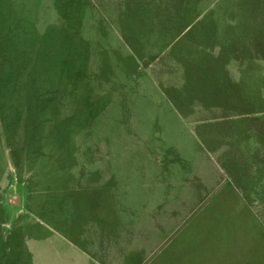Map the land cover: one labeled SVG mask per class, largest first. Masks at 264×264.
<instances>
[{
  "label": "rangeland",
  "instance_id": "rangeland-1",
  "mask_svg": "<svg viewBox=\"0 0 264 264\" xmlns=\"http://www.w3.org/2000/svg\"><path fill=\"white\" fill-rule=\"evenodd\" d=\"M93 1L125 46V137H86L108 178L81 189L77 219L8 162L0 264H264V0Z\"/></svg>",
  "mask_w": 264,
  "mask_h": 264
},
{
  "label": "trees",
  "instance_id": "trees-1",
  "mask_svg": "<svg viewBox=\"0 0 264 264\" xmlns=\"http://www.w3.org/2000/svg\"><path fill=\"white\" fill-rule=\"evenodd\" d=\"M119 50L93 0H0V189L12 180L10 162L18 181L37 184L38 202L56 191L74 203L70 219L79 218L81 189L108 178L85 154L86 137H125L126 121L111 108Z\"/></svg>",
  "mask_w": 264,
  "mask_h": 264
},
{
  "label": "crops",
  "instance_id": "crops-1",
  "mask_svg": "<svg viewBox=\"0 0 264 264\" xmlns=\"http://www.w3.org/2000/svg\"><path fill=\"white\" fill-rule=\"evenodd\" d=\"M213 152L212 147L210 146V197L213 195V192L218 189L222 185L223 177H220V173H223V169L219 170L220 173L218 177H215V168H214V161L212 160L211 153ZM223 175V174H222Z\"/></svg>",
  "mask_w": 264,
  "mask_h": 264
}]
</instances>
